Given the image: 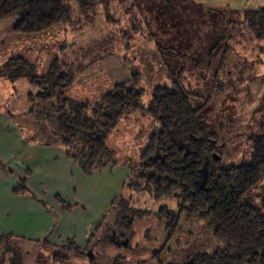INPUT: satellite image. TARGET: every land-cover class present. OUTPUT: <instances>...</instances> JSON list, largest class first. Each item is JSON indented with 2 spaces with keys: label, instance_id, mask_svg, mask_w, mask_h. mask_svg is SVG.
<instances>
[{
  "label": "rangeland",
  "instance_id": "374dc122",
  "mask_svg": "<svg viewBox=\"0 0 264 264\" xmlns=\"http://www.w3.org/2000/svg\"><path fill=\"white\" fill-rule=\"evenodd\" d=\"M68 3L71 22L40 34L17 33L16 17L1 20L17 22L0 44V66L16 55L33 62L38 75H44L55 58L83 65L65 94L89 103L114 84L128 81L141 89L140 104L146 106L154 88L176 82L216 134L214 155L223 166L250 164L262 157L257 151L264 149V38L252 35L240 8L257 9L264 0H240L238 9L202 5L205 15L200 20L192 12L195 0H113L107 8L100 4L86 15L79 12L76 0ZM38 91L26 79L12 82L0 76V106L6 110L30 108L27 94ZM14 118L24 134L39 139L34 116L26 121L19 115ZM158 129L159 123L141 111L121 115L106 139L113 160L87 174L110 168L109 176L114 173L119 183H115L114 208L101 232L105 240L91 256L74 258L69 264H92L91 257L93 264H113L118 257L123 264H187L195 253L211 254L221 246L207 218L184 216L169 238L160 211H176L178 200H156L146 190H134L133 179H127ZM100 196L104 197L101 192ZM246 199L264 215V169ZM117 219L126 232L116 234L123 244L115 246L106 235ZM52 255L43 246L28 256L13 242L0 246V264H28L31 256L43 262L39 264H64L53 261Z\"/></svg>",
  "mask_w": 264,
  "mask_h": 264
},
{
  "label": "trees",
  "instance_id": "16d2710c",
  "mask_svg": "<svg viewBox=\"0 0 264 264\" xmlns=\"http://www.w3.org/2000/svg\"><path fill=\"white\" fill-rule=\"evenodd\" d=\"M76 1L79 12L86 15L100 4L107 8L113 0ZM202 9L200 4L192 8L197 20L205 15ZM72 14L68 0H0V21L18 18L15 30L22 35L69 24ZM242 19L256 39L264 38V6L246 9ZM84 69L83 65L55 58L47 72L38 75L33 62L16 55L0 66V76L12 82L26 79L39 88L37 93L27 95L39 140L63 146L84 174L113 160L106 139L123 113L141 111L150 115L159 129L150 135L138 163L131 166L134 190H146L156 200H178L176 211H160L169 238L182 218L191 216L207 218L213 238L221 244L211 254L195 253L187 264H264V215L246 199L261 178L264 149L259 147L257 156L262 157L250 164L223 166L214 155L216 134L200 108L190 101V94L176 82L171 87L154 88L146 106L140 104L141 89L128 81L114 84L93 103L69 98L65 88L73 84L76 72ZM24 186L20 179L13 190L23 192ZM72 251L78 256L87 252H81L69 240L55 257L70 260ZM121 259L118 257L114 264H123Z\"/></svg>",
  "mask_w": 264,
  "mask_h": 264
},
{
  "label": "crops",
  "instance_id": "0c3cea01",
  "mask_svg": "<svg viewBox=\"0 0 264 264\" xmlns=\"http://www.w3.org/2000/svg\"><path fill=\"white\" fill-rule=\"evenodd\" d=\"M239 3L240 0H195V4L210 8L233 6L238 9ZM240 10L243 13L245 5ZM16 22H0V44ZM29 109L13 112L0 106V246L13 242L26 256L36 255L43 246L53 252V261L69 264L74 258L91 256L104 241L101 232L114 208L116 184L119 183L114 173L109 176L110 168L87 176L67 156L63 146L46 144L24 134L12 116L31 120L33 116ZM127 176L129 179L130 174ZM20 179L24 181L25 190L16 193L13 189ZM118 221L113 223L111 227L114 228L110 231L117 229ZM120 239L114 237L111 240L118 246L123 244ZM69 240L81 252L88 247H91L90 251L82 256L72 251L70 260L55 257ZM94 259L91 257L92 264ZM26 263L43 262L31 256Z\"/></svg>",
  "mask_w": 264,
  "mask_h": 264
},
{
  "label": "flooded vegetation",
  "instance_id": "af4514ba",
  "mask_svg": "<svg viewBox=\"0 0 264 264\" xmlns=\"http://www.w3.org/2000/svg\"><path fill=\"white\" fill-rule=\"evenodd\" d=\"M120 223H122V221H120ZM118 224H119V221H118ZM117 229L115 230V231H110L109 232V236L108 235H106V238L108 237V239H114V237H116V238H118V236L116 235L117 233L118 234H122V236H125V235H123L125 232H126V230L122 227V226H117L116 227ZM121 237L119 236V239H120ZM103 240H105V237H103Z\"/></svg>",
  "mask_w": 264,
  "mask_h": 264
}]
</instances>
